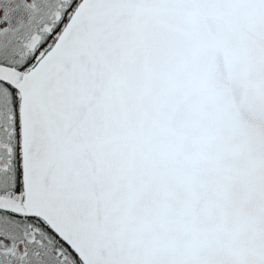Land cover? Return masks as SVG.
Wrapping results in <instances>:
<instances>
[{
  "label": "snow or ice",
  "instance_id": "1",
  "mask_svg": "<svg viewBox=\"0 0 264 264\" xmlns=\"http://www.w3.org/2000/svg\"><path fill=\"white\" fill-rule=\"evenodd\" d=\"M0 264H264V0H0Z\"/></svg>",
  "mask_w": 264,
  "mask_h": 264
}]
</instances>
